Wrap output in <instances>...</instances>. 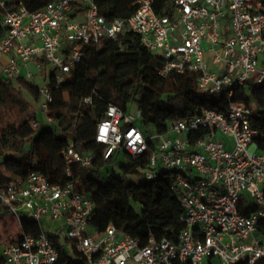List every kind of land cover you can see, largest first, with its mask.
Returning a JSON list of instances; mask_svg holds the SVG:
<instances>
[{
  "label": "built area",
  "instance_id": "built-area-1",
  "mask_svg": "<svg viewBox=\"0 0 264 264\" xmlns=\"http://www.w3.org/2000/svg\"><path fill=\"white\" fill-rule=\"evenodd\" d=\"M8 1L0 0V78L32 80L29 63L37 70L49 66L51 73L38 88L49 125L55 123L47 115L52 91L88 47L125 31L139 35L161 58L160 78L195 72L202 91H225L226 104L198 107L155 135L114 103L97 120L94 139L107 147L103 159L118 150L133 159L145 155L141 171L147 179L172 181L183 224L175 240L150 235L141 245L113 225L98 233L91 229L89 196L75 191L70 180L52 184L32 171L0 186V204L19 228L18 241L0 245V264H253L264 256V237L257 231L264 220V148L258 145L264 128L252 104L233 100L246 82L264 86V0H136L131 15L114 19L100 12L97 0H51L36 10L21 0H12L18 5L6 10ZM82 102L91 105L92 96ZM32 120L37 129L40 123ZM218 133L230 137L231 148ZM61 155L67 176L72 164L93 166V154L78 153L72 144L64 145ZM23 216L36 222L38 233L25 231Z\"/></svg>",
  "mask_w": 264,
  "mask_h": 264
},
{
  "label": "trees",
  "instance_id": "trees-1",
  "mask_svg": "<svg viewBox=\"0 0 264 264\" xmlns=\"http://www.w3.org/2000/svg\"><path fill=\"white\" fill-rule=\"evenodd\" d=\"M29 10L44 7L51 0H21ZM136 0H97L99 10L109 19L124 18L136 9ZM18 5L8 1L5 9ZM0 8V37L4 33ZM162 60L153 55L142 43L139 35L125 31L118 39H108L98 48L88 47L82 59L66 74L59 88L52 91L47 115L55 119L53 125L44 123L33 129L30 119L37 120V111L42 97L34 80L17 77L0 80V164L11 174L5 177L0 171V186L14 178H26L32 172L43 174L52 184L64 185L73 182L75 191L87 195L94 204L91 229L101 233L108 225L137 238L141 245L152 235L175 240L183 224L180 221L181 207L171 189L169 177L127 182V175L144 174L147 167L145 155L133 159L122 150L103 159L106 146L95 141L97 120L109 103L97 93V77L104 72L107 79L115 80L127 100L134 102L140 114V127L148 133L152 128L164 133L169 121L182 119L194 113L198 107L223 109L225 91L209 94L202 91L195 72L172 74L167 79L158 76ZM52 80L50 78L49 85ZM67 95V99L64 97ZM92 96V104L82 102ZM233 100L253 105V116L264 128V86L246 82L235 90ZM16 109L22 118L19 121H2V111ZM122 109V108H121ZM72 144L78 153L91 152L93 166H70L67 176L61 155L64 145ZM264 148V139L258 142ZM129 159L117 165L120 152ZM5 212H9L4 208ZM10 213V212H9ZM22 227L36 234L38 225L26 216ZM0 231L3 241L13 243L16 237L9 236L7 228ZM258 234L264 237V220L257 226ZM173 264H191L178 262ZM234 264H243L236 262ZM253 264H264V256Z\"/></svg>",
  "mask_w": 264,
  "mask_h": 264
},
{
  "label": "rangeland",
  "instance_id": "rangeland-1",
  "mask_svg": "<svg viewBox=\"0 0 264 264\" xmlns=\"http://www.w3.org/2000/svg\"><path fill=\"white\" fill-rule=\"evenodd\" d=\"M28 68L29 70H31L33 72L34 75V83L35 85L39 88L41 86H43L44 84V80H43V73H41V71L39 70H35L33 64L29 63L28 64ZM48 71H49V75L51 73L50 67H48ZM2 78H0L1 80ZM97 93L98 95H100L103 99H106L110 102H113L115 105H117L118 107L122 108L125 111V114L127 116H129L134 123L139 124L140 125V118L138 116V111H137V107L135 105L134 102H131L129 100H127V95L126 93L119 88V86L116 84L115 80L113 79H107L106 75L104 72H100V74L97 77ZM64 97L66 100H68L66 93H64ZM38 117H37V121L40 123L39 127H41L44 123H47V116L46 114L39 108L36 109ZM22 118V114H20L16 109H9V110H3L2 111V121L4 120H8V121H19ZM33 120L30 119L29 122H32ZM4 122L0 121V124H3ZM38 127V128H39ZM151 131L152 135H155V131L152 128H149ZM218 138H222L226 140L227 146L228 148H231L232 144H231V140L230 137L226 136V135H221L220 133H218L217 135ZM155 141L157 143V139L155 138ZM117 165L116 168L119 164H126L129 162V159L124 155V153L121 151L120 153H118L117 158ZM125 180L127 182H140L144 179V174L141 175H127L124 177ZM22 212H25L24 210L21 209ZM7 228L9 230V236L14 237L15 234H17V230H18V225L13 217V215L9 212H5L4 207L0 204V231H4L3 229ZM51 234V233H49ZM8 241L5 240L2 242V244L4 242ZM0 255H1V247H0Z\"/></svg>",
  "mask_w": 264,
  "mask_h": 264
},
{
  "label": "crops",
  "instance_id": "crops-1",
  "mask_svg": "<svg viewBox=\"0 0 264 264\" xmlns=\"http://www.w3.org/2000/svg\"><path fill=\"white\" fill-rule=\"evenodd\" d=\"M3 60H5V58H3ZM48 67H49V66H47V65L45 64V65L39 70V71H41V73H43V79L45 78V76H48V75H49ZM34 69H35V68H34ZM35 70H37V69H35ZM112 103H113V102H112ZM37 117H38V114H37ZM0 171H1V173H2L5 177H10V176H11V174L6 170V168L4 167L3 164H0ZM15 179H17V178H14V179H12V180H15ZM18 233H19V228H18V230H17V234H15L14 237L17 238Z\"/></svg>",
  "mask_w": 264,
  "mask_h": 264
}]
</instances>
